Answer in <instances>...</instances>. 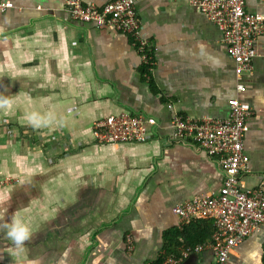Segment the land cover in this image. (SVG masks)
Returning <instances> with one entry per match:
<instances>
[{
    "label": "crops",
    "instance_id": "1",
    "mask_svg": "<svg viewBox=\"0 0 264 264\" xmlns=\"http://www.w3.org/2000/svg\"><path fill=\"white\" fill-rule=\"evenodd\" d=\"M1 1L13 7L0 12V223L14 216L32 235L15 250L0 230V264H160L174 256L167 236L180 244L183 234L172 233L183 228L173 208L223 185L213 159L173 140L174 115L224 119L232 100L250 106L240 186L264 183V35L253 72L238 77L221 31L188 0H140L147 70L130 37L74 20L71 0ZM79 1L102 8L112 0ZM246 3L264 17V2ZM124 113L154 117V136L97 143L96 124ZM193 224L191 237L214 233L210 221ZM182 264L218 258L205 250ZM224 264H264V230Z\"/></svg>",
    "mask_w": 264,
    "mask_h": 264
},
{
    "label": "built area",
    "instance_id": "2",
    "mask_svg": "<svg viewBox=\"0 0 264 264\" xmlns=\"http://www.w3.org/2000/svg\"><path fill=\"white\" fill-rule=\"evenodd\" d=\"M139 1L112 0L102 8L83 5L79 0H71L69 5L74 20L93 23L98 28H113L130 37L142 65L148 70L152 66V50L137 13ZM188 1L221 31L223 42L235 62L237 76L253 72L256 41L264 35V17L247 11L246 0ZM12 7L10 2L0 0V12ZM238 89L242 91L243 86L239 85ZM252 115L250 106L234 99L230 104V115L224 119L172 117L173 140L192 144L213 159L222 168L223 185L215 196L197 197L173 208L181 228L196 220H211L215 228L211 240L188 248L180 257L167 256L160 264H182L188 254L205 250H212L218 264H224L233 248L255 231L264 230V183L250 192L240 186L241 177L247 170L244 140ZM157 124L152 116L124 113L98 122L94 137L99 144L143 142L150 134L154 136ZM10 132L14 133V130L11 128ZM126 241L127 249L132 251V237L128 235Z\"/></svg>",
    "mask_w": 264,
    "mask_h": 264
},
{
    "label": "clouds",
    "instance_id": "3",
    "mask_svg": "<svg viewBox=\"0 0 264 264\" xmlns=\"http://www.w3.org/2000/svg\"><path fill=\"white\" fill-rule=\"evenodd\" d=\"M0 230H3L15 250H22L32 235L29 225L14 216L8 222L0 223ZM29 264H39V260L32 259Z\"/></svg>",
    "mask_w": 264,
    "mask_h": 264
},
{
    "label": "trees",
    "instance_id": "4",
    "mask_svg": "<svg viewBox=\"0 0 264 264\" xmlns=\"http://www.w3.org/2000/svg\"><path fill=\"white\" fill-rule=\"evenodd\" d=\"M202 221H210L212 222L211 220H207V219H202V220H196V221H193L191 224L189 225H186L185 227H183V231L182 232H177L176 234L175 233H172L175 236L178 235V233L182 235L181 238H179L180 240V244H177L174 242V240L172 239H168L169 236H167V241H166V248H167V251H170V249H172V252H174V256L175 257H180L181 253L185 250H187L188 248H193L197 245H200V244H203L205 243L208 239L210 240L212 238L211 235H204V234H201L199 233L198 235L197 234H193V236L191 237L189 232H190V227L194 226L193 223H200ZM213 223V222H212ZM214 225V224H213ZM214 231H215V228H214ZM213 235V234H212ZM189 237L192 238V241L194 242H191L189 240ZM193 243L194 246H191ZM174 249V250H173Z\"/></svg>",
    "mask_w": 264,
    "mask_h": 264
},
{
    "label": "rangeland",
    "instance_id": "5",
    "mask_svg": "<svg viewBox=\"0 0 264 264\" xmlns=\"http://www.w3.org/2000/svg\"><path fill=\"white\" fill-rule=\"evenodd\" d=\"M28 134H30V133H28Z\"/></svg>",
    "mask_w": 264,
    "mask_h": 264
}]
</instances>
